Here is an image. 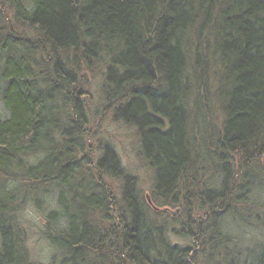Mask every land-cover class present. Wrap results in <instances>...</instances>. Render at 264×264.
Wrapping results in <instances>:
<instances>
[{
	"label": "trees",
	"instance_id": "obj_1",
	"mask_svg": "<svg viewBox=\"0 0 264 264\" xmlns=\"http://www.w3.org/2000/svg\"><path fill=\"white\" fill-rule=\"evenodd\" d=\"M92 76L102 117L137 137L157 210L112 147L94 160ZM0 103V264H37L16 209L47 184L63 264H264V243L222 225L237 212L264 227L250 198L264 183V0H0Z\"/></svg>",
	"mask_w": 264,
	"mask_h": 264
},
{
	"label": "rangeland",
	"instance_id": "obj_2",
	"mask_svg": "<svg viewBox=\"0 0 264 264\" xmlns=\"http://www.w3.org/2000/svg\"><path fill=\"white\" fill-rule=\"evenodd\" d=\"M90 79L91 84L89 86V96L91 99V132L94 133V130L97 132H95L96 137L91 138L88 145L95 156L94 160L96 161L97 158L102 155L103 148L106 145L112 147L120 159L121 165L125 171L137 179L140 197L146 198L147 194H149L151 190L152 180L150 172L143 167L138 157L137 137L132 132V129H129L127 126L120 124L119 122L111 120L110 115L102 117V97L96 85L98 79L94 76L90 77ZM0 108H2L1 103ZM65 121L66 120H63L62 122ZM88 145L87 147L89 148ZM43 155L44 153L41 152L31 153L26 155L25 159L29 164H37ZM47 171L50 173L49 169H47ZM69 173L70 170L67 168L61 173V176L63 178H69ZM215 180V178L212 181L210 180V186L219 190L220 183ZM105 182H107L111 187H114L113 195L116 198H119V181L115 178L108 177ZM38 189L40 190L44 200L40 205H38L30 197L25 198L23 194L19 196V198L21 197L23 200L22 205H20V207L18 206L16 209L17 220L19 225H21L25 231L26 245L30 250L32 260H34L37 264H63V255L59 253L56 245H53L46 235V228L48 224L47 216L49 212L55 209L61 210L58 203V192L55 186L51 184L41 185ZM250 198L251 201L264 203V183L261 186L254 185L250 192ZM173 210H176V208H173ZM244 210H247V208L243 209V211ZM257 211H255V216ZM150 214L152 220L157 223H162L163 218L157 217L154 210L151 209ZM178 215H173V217H177ZM172 221L174 223L175 220L172 219ZM257 221L255 220V217L250 219V221L245 220L236 212L235 214H227L222 225L223 230L226 233L237 236L241 244H252L257 247L264 243V227L260 229L261 226L258 225ZM58 223L56 226L61 228L65 227V222H63V220L60 222L58 221ZM170 235V239H173L174 242L184 244L182 237L174 234V231H171Z\"/></svg>",
	"mask_w": 264,
	"mask_h": 264
},
{
	"label": "water",
	"instance_id": "obj_3",
	"mask_svg": "<svg viewBox=\"0 0 264 264\" xmlns=\"http://www.w3.org/2000/svg\"><path fill=\"white\" fill-rule=\"evenodd\" d=\"M147 200H148L149 204H150L155 210H157V207H156V206L153 204V202H152V199H151L150 194H147ZM170 212H171L174 216H176V215H178V214L180 213V208H177L176 210H170Z\"/></svg>",
	"mask_w": 264,
	"mask_h": 264
}]
</instances>
